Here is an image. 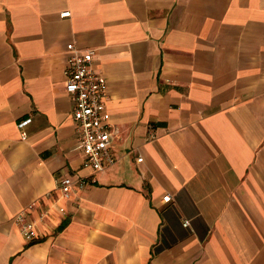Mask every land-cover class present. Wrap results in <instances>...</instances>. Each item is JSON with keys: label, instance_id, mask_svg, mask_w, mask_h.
Masks as SVG:
<instances>
[{"label": "crops", "instance_id": "crops-1", "mask_svg": "<svg viewBox=\"0 0 264 264\" xmlns=\"http://www.w3.org/2000/svg\"><path fill=\"white\" fill-rule=\"evenodd\" d=\"M67 44L106 82L98 173ZM0 264H264V0H0Z\"/></svg>", "mask_w": 264, "mask_h": 264}, {"label": "built area", "instance_id": "built-area-1", "mask_svg": "<svg viewBox=\"0 0 264 264\" xmlns=\"http://www.w3.org/2000/svg\"><path fill=\"white\" fill-rule=\"evenodd\" d=\"M67 17L68 13L60 14ZM65 61L63 76L64 91L71 98V119L77 140V147L82 157V167L92 173L101 172L112 166L116 157L112 151V142L116 139L115 128L109 123V115L105 108L106 82L104 78L91 67L93 52L77 50L72 44L65 46ZM26 118L15 124L20 140H25V127L30 124ZM140 162L141 159L136 160ZM85 182L81 179L62 178L56 188L62 198L66 199L73 188H82ZM162 203L169 202V196L161 198ZM31 206L28 207L30 209ZM59 213H63L61 208ZM23 240L32 241L37 238V232L32 221L26 220L23 213L14 218ZM187 226V221L182 222Z\"/></svg>", "mask_w": 264, "mask_h": 264}]
</instances>
